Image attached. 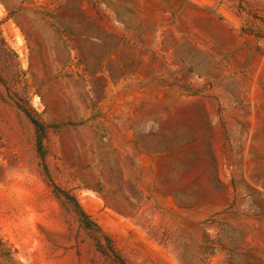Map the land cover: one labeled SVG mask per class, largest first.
<instances>
[{
    "label": "rangeland",
    "instance_id": "1",
    "mask_svg": "<svg viewBox=\"0 0 264 264\" xmlns=\"http://www.w3.org/2000/svg\"><path fill=\"white\" fill-rule=\"evenodd\" d=\"M0 264H264V0H0Z\"/></svg>",
    "mask_w": 264,
    "mask_h": 264
},
{
    "label": "trees",
    "instance_id": "2",
    "mask_svg": "<svg viewBox=\"0 0 264 264\" xmlns=\"http://www.w3.org/2000/svg\"><path fill=\"white\" fill-rule=\"evenodd\" d=\"M28 117H29L30 121L33 123V125L35 126L37 132L39 133V135H38V147L41 150V141L44 137L45 127H44L43 123L40 122L39 120L32 118L29 115H28ZM80 215H81L83 220H87V216L82 211H80Z\"/></svg>",
    "mask_w": 264,
    "mask_h": 264
}]
</instances>
